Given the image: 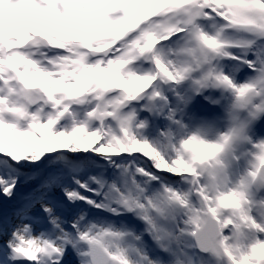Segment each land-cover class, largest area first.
Masks as SVG:
<instances>
[{
	"label": "snow or ice",
	"instance_id": "obj_1",
	"mask_svg": "<svg viewBox=\"0 0 264 264\" xmlns=\"http://www.w3.org/2000/svg\"><path fill=\"white\" fill-rule=\"evenodd\" d=\"M264 0H0V264H264Z\"/></svg>",
	"mask_w": 264,
	"mask_h": 264
},
{
	"label": "rangeland",
	"instance_id": "obj_2",
	"mask_svg": "<svg viewBox=\"0 0 264 264\" xmlns=\"http://www.w3.org/2000/svg\"><path fill=\"white\" fill-rule=\"evenodd\" d=\"M259 126H260V128L264 129V122H261L259 124ZM258 133H259V131H258ZM68 260H69L70 264H76L75 257L69 255Z\"/></svg>",
	"mask_w": 264,
	"mask_h": 264
},
{
	"label": "bare ground",
	"instance_id": "obj_3",
	"mask_svg": "<svg viewBox=\"0 0 264 264\" xmlns=\"http://www.w3.org/2000/svg\"><path fill=\"white\" fill-rule=\"evenodd\" d=\"M257 130L259 131V133L264 134V129L260 128L259 124L257 126Z\"/></svg>",
	"mask_w": 264,
	"mask_h": 264
}]
</instances>
